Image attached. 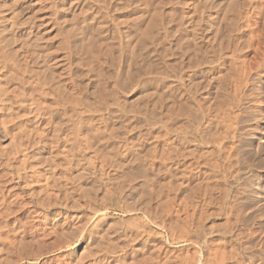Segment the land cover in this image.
Wrapping results in <instances>:
<instances>
[{"label":"bare ground","instance_id":"1","mask_svg":"<svg viewBox=\"0 0 264 264\" xmlns=\"http://www.w3.org/2000/svg\"><path fill=\"white\" fill-rule=\"evenodd\" d=\"M95 1L97 2L98 7L96 8L98 12H95L97 31L94 29L97 32V39L94 35L96 34L95 32H93L94 30L92 32L91 30H89L90 27L92 29L95 28L92 25H89V23L91 22L85 25V23L89 20L88 18H86V20H88L83 21V23L86 21L83 24L84 27L81 28V31H79V33H74L71 38L74 40V42L72 41L74 43V48L77 49L75 52H79L78 50H80V52L84 54L90 53L89 56H91L92 54L93 57H96V59L99 60L98 65L100 64L102 69H105L104 66H108V70L111 69V90L114 89L116 92L120 91V93L123 90H127L128 92L129 89H132L133 87L140 88L139 85L146 83L153 87V89H155L156 91L161 92H158V98L160 97L158 101L161 104L160 106H158V108L160 107V111L162 108L161 113L154 111L156 114L160 113L158 114V118L154 124L153 122H150L151 125L149 124V122L145 123L146 126L149 127V129L151 128V130L152 128L156 127V132H160V134L158 135L162 134V138L160 136L159 137L161 140L163 139V142L161 141L163 143V146L161 148L162 151H159V154H161L160 152H162V156H160L162 161H160L162 163L161 167L163 169L164 179L163 176L161 177L166 183L165 184L161 181L163 184L162 186H164L162 187L163 190H166V192H163L162 194H165L166 196V200L163 201L167 206V208L166 206H162V209L163 211L168 212L169 207L174 208V206H176V208L170 209H172V211L176 210L178 216V220L174 228H170L173 226L169 227L168 223H165V225H163L162 227L164 232L168 233L169 240L172 244L185 243L192 246L195 250V254L197 255L194 258L195 264H264V233L262 236H260V234L258 235L257 233L258 231L260 232V230L257 231L258 227H262L259 225L261 222H258L257 217H261V215L264 216V186H262V184H259L262 180H264V171L259 170L263 171L259 173L257 170H255L256 168H253L254 166H250V168L245 167V169H243L244 167L242 168V166H244V163H246V161L244 162L243 156H248L247 149L245 148L246 146L244 147L242 145L245 142V140L244 142L242 141V133L246 132L242 131L244 128V121L246 123V120H244V118L247 117V115L245 117L243 116V111H245L247 103L249 102L247 96L248 90L246 91L244 86L243 89L242 85L244 84V82H246V85L251 86L252 88L251 84H254L253 87L255 90H257V86L255 85V83L258 85V88L260 85L264 84V54L260 53V51L264 53L263 50H259V53L255 52V56H257V53L259 54L258 57H260V54H262L261 59L263 62L261 61V59H257L258 57L254 56V59V57L252 56L253 58L246 60V63H238L240 65H237V68L240 67V72H238L239 69H235L237 70L235 72V75L236 73L241 75V77L236 75V78H238V82H242L241 84L239 83V85H241V89L238 88L240 86H238L237 82H235L236 84L230 82L231 86L232 84L234 85V87L235 85H237L238 87L235 88L242 90L239 91L241 93V95H239L237 94L238 92L234 91L237 89L233 87V91L237 94L233 96L236 98H240L238 99L239 102H236L237 104L235 103L236 107H234L233 103V100L236 98L233 97V105L232 103H229V105H232L233 108H236L235 116L231 117L229 115L228 117L226 110H224L225 108L223 109V107H221L224 103H221V106L219 105L223 97H227L229 95H226L229 90L227 89L228 91H226V88H224V86L229 84V81L231 80H228V82H224L225 80H222L223 78H225L222 75L224 74V72H219L223 68L220 65H225L223 62L227 61L223 60L224 56L227 55V53L225 52L226 49L224 50L223 47V39L225 38L223 37L224 32L221 34L222 31L220 32V28H218L217 26L222 25V23L224 22L229 23L230 26L231 23L232 26H237L234 24H239V26H237V29L232 27L233 29L237 30V37H234V40L230 39L231 42L227 40L230 50L229 55L230 52H232L230 56H234L239 47L238 45H241V39L245 37V35L247 34L246 30H248L244 29L246 27L242 28L240 26V23L241 25H243L242 22L245 19H248L244 18L242 13L243 7L248 8L250 6L248 5L247 0H244L243 4L241 5L242 7H240L239 5V1L241 0H230V3L228 2L229 0H211L213 1V3L207 6L204 5L203 0H193L194 2L191 0ZM59 10L61 9L59 8ZM245 12L249 13L248 10H246ZM245 12V17H247ZM232 13L233 15H231ZM232 16L233 18L231 19ZM238 16L239 23H236L238 22ZM7 17H0L2 19V27L0 26V33L6 38L4 40H6L5 42L7 43L10 50L16 43V41L18 42L20 33L21 37L23 36L22 38H24V36L26 35L25 38H27V41L28 38L32 39L31 34L33 32L31 33L30 31L31 34L25 33L26 31L29 32L30 28L29 30H25V32L23 33V29L18 28L17 24H15L17 19L16 21L12 19L14 23L12 22L10 25L7 24V26L5 24V21H11V19L8 20ZM12 18L15 17L13 16ZM249 19H251L250 16ZM250 21L251 20L247 22L249 23ZM26 23L27 22H25V24ZM227 23V28L230 29L231 27ZM243 23L246 22L244 21ZM245 26L247 25L245 24ZM17 30L18 33L16 32ZM262 31H264V29ZM233 35H230L229 38ZM246 36H249V38H253L249 34ZM0 38L3 41V38L1 36ZM224 41H226V39ZM253 41L256 40L253 38ZM253 41L252 43H250V45H253ZM260 41L262 42L263 40ZM256 44L255 47H257ZM262 44H258V47H262ZM242 45L241 49L243 46H245ZM246 47H249V44H247ZM256 49L258 51V48ZM239 51L241 52H239V54L243 55V50L241 51L239 49ZM233 58L236 57L234 56ZM37 59L35 58V61H31V59L26 58L23 60L22 65L26 69H28H25L27 72L30 70H34L35 75L38 78V82L40 83L39 86H42L43 89L48 87L49 90H51L53 87H58L63 91L66 90L67 82L63 80V76H60L58 74L56 75L53 70L56 67L58 68V66H56L55 64L56 62H53V59L50 61H43L42 59V62L40 63L37 62ZM251 59L259 63L257 70L255 69L258 63L255 64L256 62H253L252 60L251 62L255 64V66L253 67L252 64L250 65ZM5 60L6 62H10L11 60H13L12 55L9 53ZM236 61L233 62L235 63L234 65H236ZM51 62H53V64H51ZM228 63L231 62L227 61V64ZM101 67H99V70L101 69ZM253 68L255 69L253 70ZM104 69L103 71H106ZM222 70L225 71V68H223ZM219 73H222L221 76ZM5 74L6 73L4 72V70L0 68V96L4 97H6L9 92L3 87V82L6 78ZM242 79H244V81ZM40 80L42 81V83L40 82ZM151 87L149 88L148 86L149 89H151ZM246 88L249 89L250 87ZM261 88L264 87L262 86ZM109 89L110 88L108 86V82H106V85L103 88L102 92V100H106L110 96H112ZM21 91L19 92L24 95V93ZM234 92L233 94H235ZM255 92L258 98V90ZM260 92H262V90ZM22 94H18L19 98L23 96ZM255 94L251 93L252 96ZM48 95L49 93L39 96L38 98H35V100L31 99V101L33 100L34 108L37 109V115L35 114L36 116H34L38 121L46 115L45 111L52 112V107L47 105L46 103V97ZM114 95H116L115 92ZM23 97H25L26 99L27 96ZM23 97H21V99L24 101L22 102L24 106H22L21 108L23 109V114H19L13 111L16 113V118H18L19 122L21 121L20 123L22 124L28 122L29 119L31 120V113L33 111L35 112L34 108L32 112L27 111V100L25 102ZM255 97L254 99L256 100L257 98ZM158 98H156V101ZM260 100L258 99L256 101L257 106H259L258 102H261V105L263 104V99L262 101ZM1 101L4 102V100L2 99ZM156 101L153 100V105L155 106L157 105ZM225 101L229 102V100ZM11 102L12 101L10 100L9 103ZM87 102L88 101H86V105L90 107L89 103ZM146 102L148 104L149 101H147L146 99ZM227 103L225 104L227 105ZM22 104L20 103V106ZM83 104L84 103H82V106ZM147 106L149 107V105ZM251 106L253 107V105ZM12 107L14 108V106ZM249 107L246 108V110L249 109ZM259 107L261 108V106ZM62 108V111L64 112V120H62L63 122L57 126L58 130L56 129L60 133L55 143L58 155L63 156V158L68 163L67 165L71 168L85 167L87 165L85 162V156L81 154L76 157L74 155L72 158V156L69 155L70 151L68 149V145L71 140H73L74 144L77 143V146H75L74 148H77V151L80 150V144L82 142L85 149L90 148L89 146L84 145L82 117H71L69 111L67 112L65 107ZM149 108L151 109V106ZM28 109L30 110V108ZM259 110L260 109L258 108L256 114L258 112L260 114L262 113ZM253 114V116H250L255 117L254 120L256 118L260 119L263 117H260V114ZM152 116H154L153 113ZM24 117L29 118L24 120ZM154 117L156 118V116ZM34 118L33 120H36ZM261 121H264V119H261ZM33 122L30 123V127L32 128L33 126H31V124ZM27 125H25V129ZM23 128L21 127V130H24L23 134L24 132H26L25 134H27V131H29V126L26 130ZM34 129L35 130L33 131V134H35L36 131L39 133L36 127H34ZM151 130L148 133L149 135L155 133V131H153L155 129L152 130L153 132H151ZM262 131H264V129H262ZM31 132L32 130L30 128V132L29 134H27V137L29 138L28 141H30L29 143L32 148H34L33 146L38 147L40 144L34 141L35 135H30ZM152 136L149 137L152 139ZM160 139L158 138V141ZM147 140L148 138L139 140V144L135 149L137 151L143 149L144 144L147 143ZM259 145H257V148ZM253 146L251 144L250 148ZM25 147H27V145ZM19 148H21L23 152L27 151V148ZM244 148L247 152L246 155H243L242 150H244ZM37 149L38 148H36V150ZM209 149H213V152ZM49 156L51 157V155ZM152 159L153 157L150 159L151 162L153 161ZM9 161L10 160H7V168H11ZM47 162L48 161L46 160V163ZM45 167L46 168L44 170L47 173L49 172L50 174H52L48 178L49 182L47 183V185L42 186L39 193H34L35 190H26L27 188H24V185H22L23 182L16 183L17 188L21 190L25 189L23 190L24 192H22L25 193V200L21 201L17 200V198L14 202L9 201L7 195L11 192L9 191V187L6 186L7 184H5L7 180L6 182L3 180L8 178V173L0 177V195H3L4 198L2 201L0 200V216L3 217L0 218L2 220L6 219L8 223L12 222V220H9V222L8 219L10 215L13 214V209L17 208L16 212L22 215L25 214L26 219H32L33 221L31 220V223L36 222L34 226L32 225V229H35V231H30V233L32 232L34 234L35 242L45 248L46 251H42L43 253L40 251L42 256L54 251L64 252L74 250L83 242V244L85 245L84 247H86V250L88 251V253L86 251V256H89L86 258H93L92 264H102L105 261V258H102L97 252L92 253V249H94L93 243L95 244L96 242L95 236H97L95 234V236L93 235L92 230H94L96 228L95 226H97V224H95V218L97 219L98 217L102 216L104 214L103 211L94 209L93 213L91 214L84 213V206L78 204L77 207L76 205L74 206L76 207L75 210L77 211V217H75V219H72L73 221H69V217H66L67 221L62 222L61 219L58 218L59 215H62L64 217L69 216L68 214L72 213L70 212L72 208L74 209V207L69 206L66 201V198L67 200H72V198H70L71 192L69 188L64 186L60 179L54 178L55 173L53 172V168L51 165L48 164ZM10 175H12L13 180L21 181L22 179V175H20L17 170L16 172L12 171V174ZM10 180H12V178H10ZM255 181L260 182H257V184ZM49 193L52 194L50 195ZM42 194H44L45 196L42 197ZM48 194L49 196L46 197V195ZM111 195H114V193ZM73 202L78 203V200ZM164 202H162L163 205ZM169 202L173 204V206ZM164 208H166V210ZM98 220L100 219L98 218ZM98 220H96V223H98ZM218 221H222V223L223 221H226V224L223 225L221 223V225H215ZM262 222H264V220ZM31 223H24V228L31 229ZM15 224H9L10 227L7 225L10 229L5 226L14 235L12 239L14 238L15 240H13L14 242H12L11 239L12 243L10 244L15 243L12 246L15 245L14 248L16 247V250H23V244L21 245L19 243V240L16 238V230H20L16 228L17 226H15ZM20 224L22 227V223ZM91 227L93 228L91 229ZM28 230L25 231L22 228L21 232L23 231L25 234ZM174 230L181 232V234L179 235ZM21 232H19L18 234H20ZM23 232L21 234H23ZM29 243L30 244L28 245L32 246L33 243H31V241ZM111 245L109 244V246ZM113 247L115 248L116 246ZM193 249L192 251H194ZM19 250L17 252H19ZM19 253H21V251ZM22 253L24 252L22 251ZM24 258V260H30L31 256L30 254L27 255L26 252V256ZM86 258L76 257L75 260L71 261V263L68 264H84V260ZM111 260L106 259V263ZM114 263L129 264L127 260L123 258V256L114 257L112 262L109 264ZM187 263V261L184 262V264Z\"/></svg>","mask_w":264,"mask_h":264},{"label":"rangeland","instance_id":"2","mask_svg":"<svg viewBox=\"0 0 264 264\" xmlns=\"http://www.w3.org/2000/svg\"><path fill=\"white\" fill-rule=\"evenodd\" d=\"M213 1L203 0L205 6L211 5ZM228 2L230 3V0ZM243 2L244 0L239 1L240 7H242L241 5L243 4ZM247 2L248 5H252L251 7H248L250 11L247 7H243V11H241L243 13V17L249 19L250 16L251 19L249 20L251 21L248 23L247 21L249 20L245 19L244 21L246 23H243L244 21H241L243 25H241L240 23V26L242 28L246 27L244 29L249 30H246V35L249 34L256 41H253V38H249V36L245 35V37L240 41L241 45L243 44L245 46L242 45L244 48L242 47L241 49V45H238L239 47L234 54L236 58H233L234 56H230L232 52H230L229 55L230 50L227 40L231 42L232 39L234 40L237 37L238 34L236 33L237 30L235 29H237V26H239V24H234L237 26H232L231 23L230 26L229 23L224 22L222 23V25L217 26L218 28H220V32L222 31L221 34L224 32L223 37H225L224 39L222 37L223 47L224 50L226 49L225 52L228 56L225 55V59L223 58V60L231 62L228 64L227 61L223 62L225 65L222 64L220 66L225 68V71L222 70L223 68L219 71L224 72V74L219 73L220 76L222 74L223 77H225H222V80H225L224 82H228V80H231L229 81V84L224 86V88H226V91L229 90V92L226 93V95L229 94L227 96L228 98L224 96L219 103V105L221 103L225 104L228 102L225 100H229V102L227 103L228 106L226 104H223V106H221L222 104L220 105L221 107H223V109L225 108L224 110H226L228 117L229 115L231 117L235 116L236 108H233L232 105L234 103V107H236L235 103L239 102L238 99H240L234 97L233 95H241L239 91H242L239 90L241 89V85H239L240 82H238V78H236L237 76L241 77V75L237 73V76L235 75V72L237 71L235 69L237 68V65H240L238 63H246V60H249L250 58H253L255 56V52L259 53V50L264 51V31H262L264 29V0H247ZM0 8V17L3 18L4 16H8V20L11 19V21L9 22L5 21L6 25H10L12 22L14 23V21H16L17 19L18 22L16 21L17 23L15 22V24H17L18 28L23 29V33L25 32V30H29V28V32L26 31L25 33H30V31L31 33L33 32L32 34L30 33L32 39L28 38V41L30 42H28L27 38H25L26 35L24 36V38H22L23 36L21 37L20 33L18 42L16 41V43L13 45L14 47L12 46L11 50L8 48V45L5 42L6 40H4L6 38L0 33V36L3 38V41L0 38V68L3 69L6 73L3 87L9 91L8 94L10 93L9 95L7 94L6 97L0 96V98L5 102L4 103L0 99V177L8 173V178L3 180L5 182L7 180L5 184H7L6 186L9 187V191L11 192H9L10 194L7 195L9 201L14 202L16 201V198L20 201L25 200V193H22L25 189L21 190L17 188L16 183L23 182L22 185H24V188H27L26 190H35L36 192L34 191V193H39L41 191V187L47 185V183L49 182L48 178L52 174H50L49 172L47 173L44 170L46 168L45 166L49 164L52 166L53 172L55 173L54 178L60 179L64 186L70 189V198H72L73 201L78 200V203H75L72 200H67L66 198L69 206L74 207L76 205L77 207L78 204H81L84 206V213L89 214L93 213L94 209L103 211L104 214L98 217L100 220H98V218H95V224H97V226H95L96 228H94L96 230H92L93 235H97H94L96 242L95 244L93 243L94 249H92V253L97 252L102 258H105V261L102 264H109L112 262L114 257L122 256L127 260L129 264H184V262L186 261L189 264H195L194 258L197 255L195 254V250L193 249V247L185 243L172 244L169 240L168 233L164 232L162 228L165 223H168L169 227L173 226L170 228H174L176 226L178 216L176 210L172 211V209L176 208V206H174V208L169 207L168 212L163 211L162 209V206H166L165 202L163 201L166 200V196L165 194H162L163 192H166V190H163L162 188L164 187L162 186V182L165 183V181H163L164 173L161 167L162 159L160 157L162 156V152H160L161 154H159V151H162L161 148L163 146V139H160L162 134L158 135L160 134V132H156V127L152 128V130L155 129L153 131H155L156 134L152 133L151 135H149L148 133L151 128L149 129V127L146 126L147 122H149V124L150 122H153L154 124L158 118V114H160L162 111V108L161 111L160 107L158 108V106L161 105L158 101L160 99V97L158 98V92H161L156 91L155 89H153V87L144 83L139 85L140 88L133 87L132 89H129L128 92L127 90H123L121 91V93L120 91H117L119 93L118 94L114 89L111 90L112 87L110 86V81L112 79V71L111 69H109L110 71L108 70V66H104L105 69H103L106 71H103L101 65H98L99 60H97L96 57H93L92 54L91 56L93 58L89 56L90 53L84 54L80 52V50H78L79 52H75L77 49L74 48V40L71 38L74 33H79V31H81V28L84 27L83 24L88 19L89 20L85 23V25L91 22L89 23V25H92L95 28L92 29L90 27L89 30H91V32L94 29L97 31V21L95 19V14L98 12L96 9L98 8L97 2L95 0H0ZM59 8L61 10H59ZM246 10H248L249 13L245 12ZM244 12L246 13L247 17H245ZM2 13L4 14V16ZM231 15H233V13ZM13 16L15 18H12ZM86 18L88 19L86 20ZM232 18L233 16L231 17V19ZM12 19H14V21ZM238 19L239 16L237 20ZM84 20L86 21L83 23ZM0 21L1 26L2 19ZM25 22L27 23L25 24ZM259 22H262L263 24ZM226 23L231 27L230 29L227 28ZM236 23H239V20ZM245 24L247 26H245ZM220 26H225L226 28H221ZM232 27L235 29H233ZM95 30L93 32L96 33L94 35L97 39V32ZM16 32L18 33V30ZM230 35H233L231 36L232 38H229ZM258 36H261V39ZM225 39L226 41H224ZM260 40H263V44ZM252 41L253 45H250ZM29 44L31 45V47ZM247 44H249V47H246ZM255 44L257 47H255ZM258 44H262V47H258ZM256 48H258V51ZM239 49L241 51L243 50V55L239 54ZM251 52L253 53V55ZM9 53L12 55L13 60H11L10 62H6L5 58ZM258 53L255 57L259 56ZM260 53L264 54L262 51H260ZM262 54L260 55L262 56ZM39 56L41 59L39 58ZM261 56L257 59H261ZM26 58L31 59V61H35L34 59L38 58L39 60L37 59V62L40 63L42 62V59L43 61H50L53 59V62H56L55 64L56 66H58V68L56 67L57 69L54 68L53 70L56 75L58 74L60 76H63V80L67 82V89L63 91L58 87V89L53 87L51 90H49L47 86H45L47 87L45 89H43L42 86H39L40 83L38 82V78L36 77L34 70H30L31 72H27L26 70L28 69H26L22 65L23 60ZM252 60L253 59L250 60V65L252 64L254 67L258 62L253 60V62H256L254 64L251 62ZM235 61L237 62L236 65H234L235 63H233ZM53 62H51V64H53ZM258 65L259 63L256 65V69L253 68V70H257ZM99 67H101V71L99 70ZM237 69H239L238 72H240V67ZM229 75L232 78H230ZM242 80L244 81V79ZM40 82L42 83L41 80ZM106 82H108V86L110 88L109 90L112 96H108V99L102 100V92L103 88L106 85ZM230 82H237L238 86L240 87H238L237 85H235V87H238L239 89L235 88L233 84L231 86ZM244 84L242 85V88L244 86L246 91L248 90L247 96L249 102H246L249 103L250 107L247 103L246 108L249 107V109L246 110L245 108L246 112L243 111V116L245 117L247 115V117L244 118V120H246V123L244 121V128L242 130L243 132L246 131L245 133H242V137L244 138H242V141L244 142L245 140L246 143L242 142V145L244 147L246 146L245 148L247 149L248 153L245 151V148L242 151L243 155H246L247 153L248 156L242 155L244 158V162L246 161L242 168L244 167L243 169H245V167L250 168V166H254L253 168H256L255 170L260 173L264 171V131H262V129H264V121H261V119H264V88H261L262 86L264 87V84L260 85L258 88V85L255 83L258 90V98L255 94V91L257 90L254 89V84H251L252 88L251 86L246 85V82H244ZM144 85H148L149 88L151 87V89H149L148 86L146 87ZM245 86L250 88L248 89ZM233 87L238 91L234 90ZM250 89L251 91L253 89L255 91L253 90L254 92H251ZM233 90L238 93L236 94ZM261 90L262 92H260ZM19 91L23 92L24 95ZM114 92L116 93V95H114ZM233 92L235 94H233ZM47 93H49V95L46 97V103L47 105L52 107V112L45 111L46 115L38 121L35 117L37 115V109L34 108L33 100ZM251 93L255 94L253 96H256V100L251 95ZM18 94L27 96L26 99L25 97L21 96L23 97L25 102L26 100L28 102V104L26 102L27 111L32 112L34 108L36 112L35 113L33 111L31 113L32 117L30 116L31 120L29 119L28 122H26L29 125H27L26 123H20L21 121L19 122L18 118H16V113H22L23 109L21 108L22 106H24L22 104V102L24 101L21 99V97L19 98ZM248 94H250L251 96ZM233 97L237 100H233ZM156 98H158L157 101ZM31 99L33 100L31 101ZM146 99L150 103L148 102L147 104ZM258 99H261L260 101H262L263 99L262 105L260 104L261 102H258L261 108L257 106L256 101ZM10 100L12 101L11 103H9ZM150 100L152 102L153 100H155L157 103V107L153 105L154 102L152 103ZM86 101H88L87 103H89L90 107L86 105ZM17 102H20L22 105L20 106V103L18 104ZM82 103H84L83 106ZM229 103H232V105H229ZM147 105H149V107L151 106V109ZM251 105H253V107ZM12 106H14V108ZM62 107H65L67 112L69 111L71 117H82L84 145L89 146L90 148L85 149L82 142L80 144V150L77 151V148L74 149L75 146H77V143L74 144L73 140H71L68 145V149L70 151L69 155H71L72 158L74 155L76 157L81 154L85 156V162L87 164L85 167L71 168L67 165L68 163L63 158V156L58 155L55 143L56 139L60 135V133L57 131V126L63 122L62 120H64V112L62 111ZM152 107L156 109L154 110ZM10 108L12 109V112ZM28 108H30V110ZM258 108L260 109L259 111L262 112L261 114L259 112L256 114ZM13 111H15L16 113ZM154 111L160 113L156 114ZM151 112L154 116H156V118L152 116ZM252 112L255 113V115L260 114L259 116L263 117L260 119L256 118L254 120L255 117H252L254 115ZM12 113H15L14 116ZM28 118L29 117H24V120ZM33 118L36 120H33ZM31 122L34 123L31 124L33 128L30 127ZM21 124L27 125L26 129H28L27 127L29 126V131H27V134H29L31 128L32 132L30 133V135H35L34 141L40 144L38 147L33 146L34 148H32L29 143L30 141H28L29 138L27 137V134H25L26 132H24V135V130H21V127H24L23 129H25V125L22 126ZM34 127H36V129L39 131V133L36 131L39 135H37L36 132L35 134H33V131L35 130ZM152 130L151 132H153ZM148 135L150 137L153 135V140ZM144 138H148L147 143L144 144L143 149L137 151L135 148H137L136 146L139 144V140ZM158 138L160 139V142L162 141L161 143L158 141ZM36 139L38 140V142ZM258 142L260 143V145ZM27 143L29 144V146ZM251 144L252 146L254 145L253 147H251L253 149L250 148ZM26 145L27 147H25ZM257 145H259L260 147L258 146L257 148ZM255 146L258 150L255 148ZM19 147H22L24 149L27 148V151L23 152V150ZM36 148L38 149L36 150ZM211 150L213 152V149ZM150 152L152 155L150 154ZM251 152H254V155ZM48 154L51 155V157ZM148 155H151L153 157L152 162L150 160L152 157H149ZM245 157L247 158V160ZM7 160H10L9 162L11 168H7ZM46 160L49 162H47L48 164L46 163ZM16 170L20 173V175H22L21 181L13 180L12 175H10L12 174V171L16 172ZM161 176H163V179ZM10 178H12V180H10ZM257 182L259 183L260 181ZM263 183L264 180H262L259 184H262V186H264ZM113 193L114 195H111ZM49 194L51 195L52 193ZM49 194L46 195V197H48ZM42 195V197L45 196L44 194ZM3 199V195H0V200L2 201ZM162 202H164V205L162 204ZM171 205L173 206V204ZM76 207H74V209L72 208V210L70 211L72 213H69V216L64 217L62 215H59L58 218H60L62 222L67 221L66 217H69V221L75 219V217H77V211L75 210ZM166 208L164 209L166 210ZM16 209L17 208L13 209V214H11V218L9 217L8 219V221L12 220L13 223L10 221V223H8L6 219L2 220L1 218L3 217L0 216V264H68L71 263V261L75 260L76 257H89L86 256L88 251L86 250V247H84L85 245L83 244V242L74 250L64 252L54 251L42 256L41 252L46 250L41 245L35 242V236L32 233L35 231V229L32 228L36 222L31 223L32 219H26L25 214H19L18 212H16ZM150 212H152L154 215ZM262 217L264 218L263 215H261V217H257L258 222H261L259 225L262 226L261 228L258 227L257 229V231L260 230V232H257L258 235L260 234V236H262L264 233V222H262L264 219ZM96 220H98V223H96ZM19 222L22 223V227ZM26 222L31 223V229L28 228V230L27 228H24V223ZM221 223L222 221H218L215 225H221ZM6 224L8 226L9 224H15V226H17L16 228L20 230H16V238L19 240V243L21 245L23 244V250L18 249L19 252L21 251V253L17 252L18 250L15 249L16 247L14 248L15 245L12 246L15 243L10 244L14 242L13 240L15 239H12L14 235L9 231L10 226L8 227ZM222 224H226V221H223ZM22 228L25 231L28 230L25 234L22 231L24 235L21 234ZM92 228L93 227H91V229ZM30 231L32 232L30 233ZM19 232L21 233L18 234ZM175 232L179 235L181 234V232L179 231ZM29 240L31 241V243H33L32 246L28 245L30 244ZM109 244L112 245L109 246ZM113 246L116 247L114 248ZM192 249L194 251H192ZM22 251L24 253H22ZM26 252L27 255L30 254V260H24ZM21 256L24 257L22 258ZM92 259L93 258L91 257L86 258L84 260V264H92ZM106 259L112 260L106 263Z\"/></svg>","mask_w":264,"mask_h":264}]
</instances>
